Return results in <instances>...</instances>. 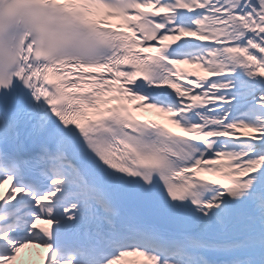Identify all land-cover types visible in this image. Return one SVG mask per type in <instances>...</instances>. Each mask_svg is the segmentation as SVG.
I'll return each instance as SVG.
<instances>
[{"label":"snow or ice","instance_id":"1","mask_svg":"<svg viewBox=\"0 0 264 264\" xmlns=\"http://www.w3.org/2000/svg\"><path fill=\"white\" fill-rule=\"evenodd\" d=\"M25 249L264 264V0H0V264Z\"/></svg>","mask_w":264,"mask_h":264},{"label":"bare ground","instance_id":"2","mask_svg":"<svg viewBox=\"0 0 264 264\" xmlns=\"http://www.w3.org/2000/svg\"><path fill=\"white\" fill-rule=\"evenodd\" d=\"M23 251H30L31 252V255H30V259H29V263L30 264H32V262L34 261V260H36L37 258H36V256H35V253H36V251L37 250H33V249H25V250H23ZM16 264H24V261L20 258L17 262H16Z\"/></svg>","mask_w":264,"mask_h":264},{"label":"rangeland","instance_id":"3","mask_svg":"<svg viewBox=\"0 0 264 264\" xmlns=\"http://www.w3.org/2000/svg\"><path fill=\"white\" fill-rule=\"evenodd\" d=\"M25 257H29V253H27V252L26 253H23L22 254V258L24 259Z\"/></svg>","mask_w":264,"mask_h":264}]
</instances>
